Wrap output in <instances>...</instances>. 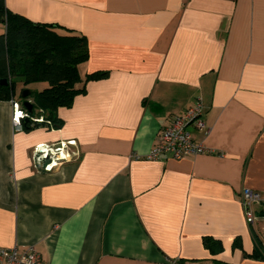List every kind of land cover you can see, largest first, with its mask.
<instances>
[{"label":"crops","instance_id":"crops-1","mask_svg":"<svg viewBox=\"0 0 264 264\" xmlns=\"http://www.w3.org/2000/svg\"><path fill=\"white\" fill-rule=\"evenodd\" d=\"M4 3L84 35L80 74H106L57 128L14 131L0 101V247L33 246L42 264H264V0ZM195 100L205 128L189 131L209 152L147 159ZM59 142L72 158L44 170L35 154ZM243 189L261 199L250 226Z\"/></svg>","mask_w":264,"mask_h":264},{"label":"trees","instance_id":"trees-1","mask_svg":"<svg viewBox=\"0 0 264 264\" xmlns=\"http://www.w3.org/2000/svg\"><path fill=\"white\" fill-rule=\"evenodd\" d=\"M0 23L4 33L0 34V101L12 99L17 82L22 83L19 101L29 100L32 110L22 122L27 130L39 125L57 128L60 123L56 115L59 107L69 106L73 97L84 92L85 83L103 77L105 71H95L82 76L80 65L88 59L86 37L72 30L57 32L58 25L34 23L12 13L0 0ZM45 83L39 91L27 90L33 83ZM27 90L26 99L21 98ZM42 116L43 122L32 121ZM206 244L215 245L206 238ZM212 264H224L213 260Z\"/></svg>","mask_w":264,"mask_h":264},{"label":"built area","instance_id":"built-area-1","mask_svg":"<svg viewBox=\"0 0 264 264\" xmlns=\"http://www.w3.org/2000/svg\"><path fill=\"white\" fill-rule=\"evenodd\" d=\"M10 104L12 128L14 131H21L23 129L22 122L24 119H28L29 115L21 103L11 99ZM32 121L43 122V119L42 117L32 118ZM190 127L196 130L205 128L200 100H195L183 112L167 119L166 124L160 128L155 144L146 156L147 159L158 160L162 157H169L173 160H181L209 152L202 143L193 140L189 131ZM69 143L59 142L49 146L42 145L35 154L36 161L43 164L44 170H49L57 164L69 161L72 158V154L66 148ZM260 200V196L256 192L249 189L241 191L240 201L248 226L255 220L253 206L258 204ZM0 264H42V260L33 246L22 250L17 249V247H0Z\"/></svg>","mask_w":264,"mask_h":264},{"label":"water","instance_id":"water-1","mask_svg":"<svg viewBox=\"0 0 264 264\" xmlns=\"http://www.w3.org/2000/svg\"><path fill=\"white\" fill-rule=\"evenodd\" d=\"M0 84H3V85L6 84V80L5 79L1 80ZM27 94H28V91L27 90H23L22 93H21V98L22 99H26ZM22 106L24 107V109L27 112H30L32 110V104L28 100L23 101Z\"/></svg>","mask_w":264,"mask_h":264},{"label":"rangeland","instance_id":"rangeland-1","mask_svg":"<svg viewBox=\"0 0 264 264\" xmlns=\"http://www.w3.org/2000/svg\"><path fill=\"white\" fill-rule=\"evenodd\" d=\"M2 26V23H0V27ZM2 30H3V28H2ZM20 92L18 91L17 92V89L15 88V92H14V94L16 95V99H18V97H19V94Z\"/></svg>","mask_w":264,"mask_h":264}]
</instances>
